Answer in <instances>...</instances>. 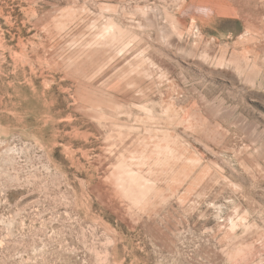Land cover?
<instances>
[{
  "label": "rangeland",
  "instance_id": "obj_1",
  "mask_svg": "<svg viewBox=\"0 0 264 264\" xmlns=\"http://www.w3.org/2000/svg\"><path fill=\"white\" fill-rule=\"evenodd\" d=\"M0 264H264V0H0Z\"/></svg>",
  "mask_w": 264,
  "mask_h": 264
}]
</instances>
